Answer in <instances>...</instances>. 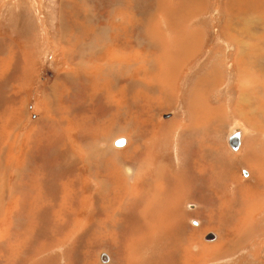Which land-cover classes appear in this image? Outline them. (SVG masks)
Segmentation results:
<instances>
[{"label": "rangeland", "instance_id": "rangeland-1", "mask_svg": "<svg viewBox=\"0 0 264 264\" xmlns=\"http://www.w3.org/2000/svg\"><path fill=\"white\" fill-rule=\"evenodd\" d=\"M137 1L139 0H123L120 8L115 11L116 7H113V4L117 0H0V75L4 70L5 77L3 76V81L4 83L6 82L4 96H0V133H3V136H0V154L4 155V153H7L5 156L9 157L8 167L5 169V183L8 187L15 181L14 171L16 170L18 174L19 164L22 159L25 158L24 166L27 163V153L31 151L32 143L35 140L32 131L36 129V151L40 155L44 153L47 147L45 135H57L58 127L53 129V127L41 125V122H43L41 120L47 117L48 114L43 105L44 101L47 102V100L43 98L50 87H57V83V88L60 87L58 78L62 74H67V64L72 62L67 61L65 58L77 59L78 57L79 59V56H81L82 59L83 56L90 61L95 59L94 63L99 65L101 64L100 60L110 61L111 58L105 55L108 54L106 52L110 48L105 50V52H100V54L93 51V48L97 47V45H100V47L108 45L103 42L104 39H107V33L109 32L106 31L108 26L106 27L105 25H107L108 18H110V11L128 14L129 16L127 23L130 29L128 43L131 46V51L129 52H131L132 56V59L129 58L130 61L132 60V66L127 63H121L120 59L114 60L109 65L103 63V73H98L100 80L104 81L103 85L100 82L102 88L94 87L97 85L95 77L88 72L89 69L84 67L86 64L84 60H80L81 63H76L73 68L78 71L79 67L81 70L83 67L84 70L81 72L84 73L80 74V72L74 76V78H79H72L70 83L64 81L63 88L67 90L68 105L71 104L69 102V100H72L71 98H74L79 103L86 102L88 95L83 93L77 95L79 92H73L72 90L75 87H79L82 92L89 88L91 91L89 93L93 95V99H96L97 102L98 100L100 102L104 101L98 104L96 101L87 100L84 106L70 110V117L61 121L59 125L64 128V136L56 142L58 144L59 141L61 143L65 141L67 146L65 151L60 152H65L64 158L69 162H72V158L77 159L78 161H74L78 163L77 170L81 173L78 174L76 170L78 194L76 197V208H74L75 213L71 214V216L73 215L72 218L74 220L72 222H74V226L72 230L70 229L71 227H68L69 230L62 233L64 236L49 234L47 238L37 241L30 238L28 242L24 241L22 237L18 239V236L15 235H18V233L14 231V225H17V229L20 225L17 207L13 200L4 197V205L0 204V220L3 219L0 224V248L2 249H0V264H8L6 263L8 261L9 264L13 263V260H18L22 255L28 254L29 251L36 252L34 254L35 257H32L24 264H112L113 262L114 264L116 262H121L120 264H264V179L260 177L264 173V92L262 91V88H264V0H199V8H194V10L192 8L195 4L189 0H151L152 2L150 1L149 3L143 0L144 4L143 2L137 3ZM226 1H228L229 9L226 6ZM100 3H102L101 6L105 10L100 7ZM151 4H153V7ZM156 5L163 8L164 12L158 11L156 20L151 19L150 25V22L147 23L145 16L149 17L152 11L151 8ZM166 5H169V7L172 5V8L166 7ZM179 12L181 17L178 18L180 16ZM87 13L91 15L92 20L88 21V19H85ZM95 19H98V21ZM103 19H105L103 23L105 25L101 23ZM180 20L183 22L180 23ZM113 24L116 25V23ZM103 28L104 33H102ZM150 33L151 36L153 35L152 38L148 37L151 41H158L159 39V42L162 43L159 44L158 50L148 47L146 49L143 48L147 43L146 35ZM180 36L183 39L179 38ZM192 36L194 37L192 38ZM134 38H137V40L135 41ZM137 41L139 42L138 46L136 45ZM85 43L93 46L87 49ZM135 47L140 48L135 50ZM144 49L147 54L144 53ZM80 50H84V53L80 52ZM85 50L90 51L85 52ZM161 50L166 52L163 54ZM66 52L68 55L64 56L63 54H66ZM186 52L189 53L187 56H185ZM191 52L195 53L192 54ZM154 53H157L156 55H158L159 59L162 57L166 58L167 61H164V59L162 61L161 59L159 60ZM160 54L163 55L160 56ZM70 55L72 56L70 57ZM150 55H152L151 59H149ZM153 58L160 64L164 63L163 66L167 67V75L170 70H174L171 76L167 78L169 84H167V80H164L165 82L161 80L157 85L152 80L154 84L151 86L155 88V91L159 92L152 93L150 89L146 90L153 101L156 95L160 94V98L157 102L156 100L154 102L155 106L151 105V101L147 97H140V88L142 87L125 86L127 85L125 81H121V84L117 86L114 85L113 81L114 78L121 80L116 69L127 65L130 68L133 80L148 83L150 81L148 79H151L158 71L157 64L154 65L155 69L153 71L150 70L154 64ZM214 69L218 71V76L216 77L212 74ZM100 71L101 69H99ZM238 73L241 74L243 80L240 96L236 88V74ZM206 74L211 76V80L210 84L204 87L206 92L200 98L202 100L205 99L203 102L208 104H200L196 109L201 107V105L208 106L211 110L209 115H211L212 124L217 126V132L211 133L212 135L206 134V138L204 137L206 132L204 129L206 128L198 127L197 130L200 131L194 132V136H199L200 138L195 139L194 136L192 138L197 146H194L192 141L191 152H187V145H190L191 139V134L187 132V129H184L191 121L188 107V101L190 100L188 94L190 93L188 91L196 81L201 84L206 83L204 79ZM244 75L247 76V80ZM7 77L12 78V81ZM87 80L92 84L95 83V85L91 86L89 82L87 83ZM261 85L263 86L261 87ZM170 87H173V89L170 90ZM107 90H111L113 94ZM56 95L58 96L57 100L61 104L62 100L58 89ZM12 96L18 97L15 102L10 101ZM239 97L241 99L246 97V102L239 105ZM14 99L16 98L14 97ZM105 102L106 104L108 102L109 107L105 106ZM57 103L58 101H56L55 106H57ZM259 103L261 105L259 111H262V114L253 111L257 110ZM193 104L190 103L192 117L198 121L209 120L208 112L196 111L192 107ZM55 108L53 106V109ZM131 114L137 121L140 120L132 128H136L139 125L143 128V126L148 124V126L146 125L147 130H142L144 139L141 146H145V148L141 147L140 151L133 153L134 155L136 154L135 156L130 153L131 157L129 154H121L120 157L105 155L99 159L87 158L86 165L80 163L86 156V146L91 145L92 141L99 135L97 134L98 132L90 133L91 129L87 128L82 130L85 134L80 136L77 132V129H80L75 126L76 122H81L82 120L91 122L95 121L96 118H101L106 123L101 122L100 127L111 131L112 126V132L115 129L122 131V126L125 124L124 120L130 117ZM48 115H50V118L52 117V114ZM242 116L246 120L247 129L239 124L242 123ZM73 118L80 119L75 120ZM164 123L166 124L164 125ZM231 127H237L242 130L239 143L234 149L229 145V142L227 143L228 146L226 145V135ZM251 128L256 132H248ZM107 130L101 133L105 135ZM29 133L30 135H27ZM10 135H12L11 139ZM161 135L162 138L160 139ZM59 136L57 135L58 139L61 138ZM124 136L129 138L128 134L119 133L114 135L110 141L103 138L104 145H101L102 141L99 145L102 149H105L106 144H108L110 149L117 152L126 150L132 146L130 138L124 145L120 146L119 144L118 148L113 145L117 138H119V141ZM88 138L92 140L89 141L87 140ZM40 142L43 144H40ZM245 145L250 150L254 148L261 157L259 162L253 157L252 165L256 167L254 174L244 165L242 161L244 159L242 158L241 160L240 155L243 154V150L246 148ZM5 147L6 151L3 153ZM58 154L60 153L56 152L57 160L60 156ZM126 155H128V159ZM133 156L134 158H132ZM119 158L120 160H118ZM121 160L129 163V165H134L132 171L135 172L132 175V179L125 177L126 175L123 174V167L120 164ZM59 164L60 162L56 163V165ZM159 165L166 166L171 174H176L179 184L174 187L175 191L172 192L168 191L170 190L168 189L169 187H166V190L162 192V196L156 201H159L160 206V209H157L159 211L157 222L154 221L156 217L154 218L153 213L149 216L150 220H153L152 223L160 222L156 229L157 233L153 231L154 234L144 235L141 238L138 233L139 229L136 230L133 234L140 238L138 237L136 240L128 237L130 242L129 239L128 241L126 239L122 251L116 244L111 249L98 247L97 232L94 233L93 238L86 236L85 240L82 238V240L76 241L77 236L88 231V228L94 223L95 211L100 213L98 215L106 212V209L99 210L96 208L97 199L100 198L97 183L104 184V186L113 184L115 189L119 187L118 189L121 192L115 197V203H118V208L120 211L123 210L124 215H126V207L122 209L125 205L124 200L125 202L126 200L130 201V195L136 196L141 193V190H147L149 188L147 185L149 184L146 181L155 176L156 173L154 172L158 171ZM185 167H187L185 170L189 168V171L188 174L184 175ZM117 168L118 173L116 172ZM104 169L107 171L104 172ZM111 169L112 171H110ZM243 170L247 172L246 175ZM101 172H104L103 176V173L100 174ZM80 176L81 178L79 179ZM199 177L203 178L204 181H202L207 189L203 199L200 197L202 192L199 190L201 181L198 182L199 180H196ZM215 177H224L222 184L218 185L220 187L217 190H213L210 182L211 178ZM57 179L60 180V178ZM196 182L200 185L196 184ZM214 184L217 185L218 182L214 181ZM189 185H192L193 188L191 189ZM142 186L147 187L144 188ZM159 186L161 185H158L156 189L162 187L165 189L163 185ZM194 188L198 193L196 197L201 201L203 200L202 208H199L198 204H196L197 200L194 199L195 197L190 198L187 196L195 194ZM175 192L178 196L173 198L172 196ZM95 195L98 196L95 197ZM107 202L106 206L108 208L112 202ZM156 202L152 203V206L154 204L157 205ZM186 202L187 204L185 205ZM118 208L113 210L116 212ZM197 210L199 213H197ZM109 214L116 218L114 213L109 211ZM189 214L193 215L189 216ZM208 214L213 215V217H210L213 220L216 219L213 222L215 227L210 224L202 226V220L205 218L207 222ZM249 216L251 217L248 218ZM246 218L249 220L245 224L247 229L237 232V225ZM64 221L61 220L60 222ZM42 223V220L39 219L36 224H33L35 230H38L37 224H41L39 226L43 229ZM3 229L7 232L5 233ZM208 232L214 233L217 239L204 241L203 237ZM1 239L6 240L2 241ZM9 242L12 243L13 247L18 244L21 245H18V250L12 248L9 251L11 246ZM84 242L88 243L89 247H85ZM216 245H218L219 249H217L218 247L211 249V247ZM207 248L211 250H207ZM18 251L19 255H17ZM100 253L103 255H100ZM4 255H7V257ZM4 260L6 261L5 263L3 262Z\"/></svg>", "mask_w": 264, "mask_h": 264}, {"label": "bare ground", "instance_id": "bare-ground-1", "mask_svg": "<svg viewBox=\"0 0 264 264\" xmlns=\"http://www.w3.org/2000/svg\"><path fill=\"white\" fill-rule=\"evenodd\" d=\"M151 0H144V2H150ZM164 1V0H162ZM168 1V0H167ZM190 1V0H189ZM123 2V0H117L116 3L113 4V7H116L115 11L117 9L120 8V5L121 3ZM143 0H139L137 1V3H142ZM143 2V4H144ZM152 2V1H151ZM145 3V4H146ZM165 3V2H164ZM195 3V2H194ZM102 3H100V7L102 9H104L102 6ZM153 4H151L152 6ZM158 5V4H157ZM155 6L154 8H151V12H150V15L149 17H146V21L147 23H149L151 21V19L153 20H156L157 16L156 14L158 13V11H160L161 13L164 12V9L163 8H160L158 6ZM229 5V4H228ZM227 5V6H228ZM261 5V4H260ZM259 5V6H260ZM139 6V5H138ZM150 6V7H151ZM111 7V6H110ZM153 7V6H152ZM166 7H169V5H166ZM194 7V6H193ZM197 7V6H196ZM248 7V6H247ZM246 7V8H247ZM169 8H172V5H170ZM168 8V9H169ZM139 9V8H138ZM146 9V8H145ZM105 10V9H104ZM125 10V9H124ZM149 11V10H148ZM114 12V11H113ZM112 11H110V18H108V22H107V25L103 24L105 19H103V21L101 22L102 25H105L106 27L108 26L107 30L106 31H109L107 33V39L105 40L104 39V42L103 43H107L108 45H102V47H100V45L95 48H93V51H95L96 53L98 52V54H100V52H105V50L109 49L106 53L108 54H105L108 58H111L110 61H105V60H100L101 61V64H95V59H92V61L90 60H87L85 59L83 56H82V59H81V56H79V59L77 57V59H69V57H66L65 59L67 61H72L70 63L67 64V67H68V71H67V74L64 75L62 74L59 78H58V81L60 82V87H58V83H57V87H50L48 89V92L47 94L44 96L43 99L47 100L44 101L45 103L43 104L44 107H45V111L46 113L48 114H52V117L50 118V115L47 114V117H44L41 121V125L42 126H46V127H53V129H55V127H58L57 128V135H60L61 138L58 139L57 135L56 134H50V135H45V139L47 140V147H46V150L44 151V153L42 155L39 154V152L36 151V145H37V133H36V129L32 131V135L35 137V140L33 141L32 145L35 147L32 146L31 147V151H29L27 153V155L29 156L28 158V162H32L33 160H36L38 159L40 162H36L35 166L33 168H39V174H34L32 175L31 177H27L24 179V181L22 182V184L27 188L29 187V191L21 184V182L19 181V178L20 176H24V166L22 161L21 163L19 164V169H18V174L16 173V170L14 171V175H15V181L13 182V184L11 186H7L6 183H5V169L8 167L7 163L8 160H9V157L8 156H5L6 154L4 153L6 151V147L3 149V153L4 155L1 153L0 154V204L2 203H5L4 201V197H7V199H11L15 202V205L17 207V216H19V221H20V225H19V228L17 229V225L15 224L14 225V231L17 234H15L16 236H18L17 238H21L24 239V241L28 242L30 240V238L34 241H37L39 239H43V238H47L49 237L48 235H58V236H64V232H66V230H69L68 227L72 230L73 228V223L72 220H74L71 216V214L75 213V210H74V206L76 204V197H77V194H78V188H77V185H78V177L76 175V170H77V165L78 163H76L74 160L78 161L77 159H71L72 162H69L67 159L64 158V155H65V152L61 153L60 151H65L66 150V143L65 141L63 143H61L59 141V143L57 144V140H60L62 139V137L64 136V133H63V127L62 126H59L61 121H64L67 119V117H70L69 115H71V111L70 110H75L77 109L78 107H81V106H84L85 103H87V100H94L96 101V103L98 104H101L103 103L102 101L100 102L96 99H93V95H90L89 92H91L89 90V88L86 89L85 92H82L80 91L79 87H75V88H72L73 92H79L77 95H79L80 93H83V94H86L88 95L86 97V102H81L79 103L77 100H75L74 98H71L72 100H69V102L71 104H67V90L66 88H63V83L64 81L65 82H71V79L74 78V76H76L77 74H79L82 70H84V68L82 67V70L81 68L79 67L78 68V71H75L73 68L75 66L76 63L80 62V60H84L85 61V66H84L86 69H89L88 72H90L94 77H95V81H96V86L95 83L92 84L91 82H89L87 80V83L89 82L91 86H94V87H99V88H102V85L104 83V81L100 80L99 76H98V73H103V63L109 65L110 63H112L114 60H119L121 61V63H127L128 65L132 66V60L130 61L129 58L132 59V56H131V46L129 45V41H128V38H129V33H130V29L128 27V14H122V13H113ZM180 13V12H179ZM93 14V13H92ZM98 14V13H97ZM100 14V12H99ZM116 14V15H115ZM103 15V13H102ZM101 15V16H102ZM84 16H85V13H84ZM83 16V17H84ZM100 17V16H99ZM186 17V16H185ZM179 18V16H178ZM85 19H88L89 20H92V17L91 15H89L87 13ZM101 19V18H100ZM165 19H166V16H165ZM96 20V19H95ZM94 20V21H95ZM87 21V20H86ZM98 21V19L96 20ZM114 21V22H113ZM145 21V20H144ZM91 22V21H90ZM100 22V21H99ZM153 22V21H152ZM98 23V22H97ZM106 23V22H105ZM113 23H116L113 24ZM100 25V24H99ZM150 25H151V22H150ZM98 26V25H97ZM145 26V25H144ZM101 28V27H99ZM131 28V27H130ZM151 28V27H150ZM87 29V28H86ZM97 29V28H96ZM133 30V29H132ZM149 30V29H148ZM151 31V30H150ZM153 32V31H152ZM222 32V31H221ZM102 33H104V28L102 29ZM223 33V32H222ZM155 34V33H154ZM146 35V34H145ZM147 43L143 46V48H153V49H157L159 48V44L161 42H159V39L158 41H151L148 37H151V33L150 34H147ZM219 36V35H218ZM158 38V37H157ZM135 41L137 40V38H134ZM156 40V39H154ZM251 41V40H250ZM79 43V42H78ZM102 43V44H103ZM138 41L136 42V45L138 46ZM187 43V42H186ZM162 44V43H161ZM184 44V43H183ZM198 44V43H197ZM195 44V45H197ZM93 45H90V44H86L85 43V47L87 49H90ZM191 46V45H190ZM161 47V46H160ZM80 48V47H79ZM138 49L140 47H137ZM135 47V50L137 49ZM81 49V48H80ZM144 49V53L147 54V51ZM173 49V48H172ZM158 50V49H157ZM185 50V49H184ZM214 50V48H213ZM90 51V50H89ZM89 51H86L85 52H89ZM92 51V52H93ZM133 51V50H132ZM154 51V50H152ZM151 51V52H152ZM162 53L164 54V50H161ZM183 51V50H182ZM80 52H83L84 53V50H80ZM136 52V51H135ZM139 52V51H138ZM185 52V51H184ZM197 52V51H196ZM82 53V54H83ZM94 53V52H93ZM143 53V54H144ZM159 53V52H158ZM187 54L185 56H187L189 53L186 52ZM192 53V52H191ZM195 53V52H194ZM192 53V54H194ZM81 54V55H82ZM104 54V53H103ZM153 54V53H152ZM155 55L157 53H154ZM163 54H160L163 55ZM64 56L65 55H68V53L66 52V54H63ZM94 55V54H93ZM175 55V54H174ZM182 56V54H180ZM72 55H70L71 57ZM85 56V54H84ZM158 57V55H156ZM155 56V57H156ZM191 56V55H190ZM142 57V56H141ZM152 55L149 56V59H151ZM84 58V59H83ZM101 58V57H100ZM141 59V58H140ZM145 59V58H144ZM159 59V57H158ZM161 61L162 57H160ZM159 59V60H160ZM170 59V58H168ZM188 59V58H187ZM139 60V59H138ZM142 60V59H141ZM154 60V58H153ZM177 60V59H176ZM75 61V62H74ZM164 61H167V59L165 58ZM172 61V60H171ZM109 62V63H108ZM7 63V62H6ZM81 63V62H80ZM175 63V62H174ZM235 63V62H234ZM233 63V64H234ZM83 64V62H82ZM158 66V71L153 75H151V79L149 78L148 83H145V82H142V81H135L131 78V74L130 73V68L129 66H123L121 67L120 69H116L117 72H118V76L121 78V80H117V79H113L114 81V85H120L121 84V81H125L127 85L125 86H128V87H142L140 88V97L144 98V97H147V99L149 101H151V105L155 106L154 105V102L160 98V94H157L156 95V98L155 100L153 101V99H151V96L150 94H147L146 90L147 89H150L152 91V93H155V92H159V91H155V88H153L151 85L154 84L152 80L155 81V84H159L160 81L162 80V82L164 80H167V78H169L171 76V74L173 73L174 70H170L168 72V75H167V71H166V68L163 66L164 63L160 64L157 60L155 61L154 60V64L150 67V70L153 71L155 69V66L156 65ZM12 65V64H11ZM73 65V67H72ZM88 65H90L89 67H87ZM7 66V65H6ZM5 66V67H6ZM13 68V67H12ZM136 68V67H135ZM174 68V67H173ZM15 69V68H14ZM99 69H101V71L99 72ZM93 70V71H91ZM142 71H144V69L141 68ZM221 70V69H220ZM6 71V70H5ZM13 71V70H12ZM11 71V72H12ZM228 71V70H227ZM239 71V70H238ZM215 72V71H214ZM22 73V72H21ZM84 72H81L80 74H83ZM4 70H3V73H1L0 75V96L3 97L4 94H3V91L5 93V90L4 88L6 87V82L4 83L3 81V78L5 77L4 76ZM247 75V74H246ZM4 76V77H3ZM13 76V75H12ZM168 76V77H167ZM230 76V75H229ZM245 76V75H244ZM252 76V75H251ZM247 76H245L246 78ZM253 77V76H252ZM8 79L10 77H7ZM79 77H75L74 79H77ZM236 78L238 80V83L239 85H236V88L240 89L241 88V85H240V81L242 80V77H241V74L238 73L236 74ZM254 78V77H253ZM11 81H12V78H10ZM73 79V80H74ZM90 79V78H89ZM232 79V78H231ZM7 80V79H6ZM92 80V79H90ZM131 80V81H130ZM191 80V79H190ZM247 80V78H246ZM8 81V80H7ZM14 81V80H13ZM167 84H169V80H167ZM173 81V79H172ZM250 81V80H249ZM101 82V84H100ZM165 82V81H164ZM231 82V81H230ZM243 82V80H242ZM263 82V81H262ZM112 83V82H111ZM171 83V82H170ZM12 84V83H11ZM165 84V83H163ZM165 84V85H167ZM196 84L199 86L200 82L196 81L194 83L193 86H191V93L188 94V98L190 97V100L188 101V107L190 105V103H194L196 106L200 105V104H208L207 102H203V100L205 99H201L200 96L206 92V90H204L202 87H201V91H200V87H197ZM163 85V86H165ZM230 85V84H229ZM264 85V84H263ZM262 85V86H263ZM10 86V85H9ZM90 86V87H91ZM111 86V85H110ZM162 86V85H161ZM73 87V86H72ZM113 87V86H112ZM264 87V86H263ZM57 89H58V93L60 94V99L62 100V103L60 104L59 100H57L58 96L56 95V92H57ZM160 89V88H159ZM173 89V87H170V90ZM7 90V89H6ZM11 90V89H10ZM190 90V89H189ZM108 92H110L111 94H113V92L111 90H107ZM262 91L264 92V88H262ZM171 92V91H170ZM14 93V92H13ZM206 96V94H204ZM203 95V96H204ZM219 96V95H218ZM13 97V96H12ZM10 98V101L11 102H15V100H17L18 97L14 96L16 99L13 98ZM20 97V96H19ZM141 98V99H142ZM205 98V97H204ZM219 98V97H218ZM1 99V98H0ZM6 99V97H5ZM74 99V100H73ZM140 99V100H141ZM4 101V100H3ZM7 101V100H6ZM56 101H58L57 103V106H55V103ZM10 102V103H11ZM141 102V101H140ZM75 103V104H74ZM128 103V102H127ZM135 103V102H134ZM139 103V102H138ZM41 104V103H40ZM125 104V103H124ZM123 104V105H124ZM130 104V103H128ZM122 105V106H123ZM139 105V104H138ZM142 105V104H141ZM146 105V104H145ZM150 105V104H149ZM53 106L56 107L55 109H53ZM105 106L106 107H109V104L107 102H105ZM131 106V105H130ZM134 106V105H132ZM137 106V105H136ZM41 107V106H40ZM125 107V106H124ZM127 107V106H126ZM139 107V106H138ZM143 107V105H142ZM151 107V106H150ZM187 107V108H188ZM210 107V106H209ZM135 108V107H134ZM144 108V107H143ZM152 108V107H151ZM259 108H261V105H259ZM127 109V108H126ZM131 109V108H130ZM142 109V108H141ZM199 110H201V112H206V109L207 110H210L208 108V106H202L198 108ZM117 110V108H116ZM132 110V109H131ZM194 110V109H193ZM138 111V110H137ZM190 111V109H189ZM211 111V110H210ZM122 112V111H121ZM128 112V111H127ZM115 113V112H114ZM119 113V112H118ZM191 113V112H190ZM130 114V113H128ZM139 114V113H138ZM137 114V115H138ZM143 114V113H142ZM261 114H262V111H261ZM116 115V114H115ZM134 115V114H133ZM117 116V115H116ZM143 116V115H142ZM191 116V120H194V118ZM118 117V116H117ZM196 117V116H195ZM72 118V117H71ZM126 118V117H125ZM137 118V117H136ZM189 118V117H187ZM200 118V117H198ZM75 120H78L80 118H73ZM143 119V118H142ZM146 120V119H144ZM40 121V120H39ZM140 121V120H139ZM133 116L132 114L130 115V117H127L125 120H124V125L122 126V131H118L115 129V133L112 132V126H111V131L110 130H107V129H104V127H100V123L101 122H104L106 123L105 120L101 119V118H96L95 121H91V122H85V121H81V122H76V127H78L80 130L77 129V132L81 135H84L85 133L82 132L83 129H91L90 130V133H93V132H98L97 134L99 135L96 136V138L92 141L91 145H87V142H86V148H85V158L82 162L80 163H83L84 165H86V162H87V158L88 159H99L103 156H115V157H120V155H124V154H129V156L131 157L130 153L133 154V153H136V151H138L139 149H141V147L145 148V146H141L142 142H143V139H144V133L142 132V130L146 131L147 127L146 125L148 126V124H144L145 126H137L136 128H132V126L134 124H138V122ZM143 122V120H141ZM209 121V120H208ZM207 121V123H208ZM141 122V124H142ZM195 122V121H194ZM95 123V125H94ZM145 123V122H144ZM205 123V125L207 124ZM120 124V123H119ZM122 124V123H121ZM166 123H164L165 125ZM211 124V122L209 123ZM204 125V126H205ZM38 126V125H37ZM68 126V125H67ZM193 126V124H192ZM198 126V125H197ZM208 127V125H206ZM241 126V125H240ZM243 127H246V125H242ZM71 127V126H70ZM168 127V126H166ZM190 127V126H189ZM187 127V128H189ZM206 127V128H207ZM214 127V126H213ZM239 127V126H238ZM116 128V127H115ZM119 128V127H117ZM185 128V129H187ZM193 128V127H192ZM205 128V127H204ZM237 128V127H233L230 129V131L228 132V134L226 135V145L228 146V138L230 135L233 134V131L234 129ZM255 128V127H254ZM253 128V129H254ZM67 129V127H66ZM139 130V132H134V130ZM249 129V128H248ZM107 130V133L104 135L102 134L101 132H104ZM214 130V129H213ZM237 130L240 131L239 133V136H241V133H242V130L240 128H238ZM258 130V128H257ZM31 131V130H30ZM117 131V132H116ZM200 131V130H198ZM207 131V130H206ZM261 131V130H259ZM18 132V131H17ZM56 132V131H55ZM164 132V131H163ZM176 132V130H175ZM202 132V131H201ZM248 132H256L255 130H252V128L248 131ZM263 132V131H262ZM261 132V133H262ZM43 133V132H42ZM47 133V132H46ZM128 134L129 135V138L131 139L132 141V146L130 148H127L126 150H123V151H115V150H112L108 147V144H106V147L105 149H98L96 148V142L99 140V139H103L105 138L106 140L110 141L112 139V137L114 135H118V134ZM194 133V132H193ZM191 133V134H193ZM87 134V133H86ZM202 134V133H201ZM250 134V133H249ZM27 135H30L27 134ZM110 135V136H109ZM208 135H212V134H208ZM225 135V134H224ZM3 136V135H2ZM59 136V137H60ZM108 136V137H107ZM192 136V135H191ZM203 136V135H201ZM205 136V135H204ZM12 135H10V139H11ZM193 137V136H192ZM206 137V136H205ZM89 138H92V137H89ZM87 139V140H92V139ZM162 138V135L160 137V139ZM200 138V137H199ZM40 139V138H39ZM121 140L119 141H123V143H119L120 146L124 145L125 143V139L124 138H120ZM209 139V138H208ZM43 140V139H42ZM207 140V139H206ZM9 141V140H8ZM194 142V140H192ZM190 142L191 143V148L193 146V142ZM203 141V140H202ZM103 142V141H102ZM205 142V141H204ZM42 142H40L41 144ZM149 143V142H148ZM189 143V142H188ZM208 143V142H207ZM39 144V145H40ZM43 144V143H42ZM102 145H104V142L101 143ZM138 144V146H137ZM200 144V143H199ZM110 145V144H109ZM197 146V144L194 142V146ZM248 145V143H247ZM247 145H245V149L243 150V154H241V160L242 158L245 160H242L244 162V165L246 167H248L250 169V171L252 172V174H254V171H255V168L253 165H252V162H253V159L256 158V160H259L261 159V157L256 153V150H254V148H252V150H250L249 148H247ZM111 146V145H110ZM249 146V145H248ZM41 147V146H40ZM261 147V146H260ZM190 148V150H191ZM194 148V147H193ZM251 148V147H250ZM40 149V148H39ZM205 149V148H204ZM243 149V148H242ZM69 150V149H68ZM192 150H195V149H192ZM140 151V150H139ZM177 151V150H176ZM234 151H237V150H234ZM56 152L57 153H60L58 155H60L58 157V160H57V157H56ZM68 152V151H67ZM71 152V151H70ZM142 152V151H141ZM144 152V151H143ZM199 152V151H198ZM203 152V151H202ZM96 153V154H95ZM203 154V153H202ZM205 154V153H204ZM134 155V154H133ZM136 155V154H135ZM134 155V156H135ZM141 155V154H140ZM199 155V154H198ZM127 156V159H128V155ZM134 156L132 158H134ZM121 157H124V156H121ZM140 157V156H139ZM193 157V156H192ZM254 157V158H253ZM263 157V155H262ZM131 158V159H132ZM136 158V157H135ZM197 158V157H196ZM202 158V156H201ZM103 159V158H102ZM106 159V158H105ZM111 159V158H110ZM137 159V158H136ZM195 159V158H194ZM120 160V158L118 159ZM198 161V159H196ZM195 160V161H196ZM240 160V161H241ZM123 160H121L120 164L122 165L123 167V174L126 175L125 177H129V179H132V175L135 171H132L134 169V165L130 164L129 163H126V162H122ZM60 162L59 165H56V163ZM130 162V160H129ZM134 162H135V159H134ZM90 163V162H89ZM106 163V162H105ZM104 163V164H105ZM147 163V162H146ZM188 163V162H187ZM135 164V163H134ZM182 164V163H181ZM185 164V163H184ZM203 164V163H202ZM206 164V162H205ZM111 165L114 166V164L111 163ZM147 165V164H146ZM199 165V164H198ZM107 166V165H106ZM111 166V167H113ZM187 166V165H186ZM190 166V165H188ZM208 166V165H207ZM97 167V166H96ZM146 167V166H144ZM201 167V166H200ZM199 167V168H200ZM32 168V169H33ZM89 168H91L89 166ZM88 168V170H89ZM93 168V167H92ZM115 168V167H114ZM187 167L184 168V170L186 169ZM15 169V168H13ZM31 169V170H32ZM130 169V170H128ZM181 169V168H180ZM192 169V168H191ZM194 169V168H193ZM109 170V169H108ZM183 170V169H182ZM200 170V169H198ZM13 171V170H12ZM29 171V170H28ZM102 171H103V168H102ZM107 171V170H106ZM105 169H104V172H106ZM112 171V169L110 170ZM188 171H189V168L187 170H185V174H188ZM195 171V170H194ZM193 171V172H194ZM245 171V170H244ZM263 171V170H262ZM104 172H101L100 174H102V176L104 175ZM109 172V171H108ZM107 172V173H108ZM117 173L119 172L118 171V168H117ZM178 172V171H177ZM184 172V171H183ZM204 172V171H202ZM206 172V170H205ZM246 172V171H245ZM261 172V171H260ZM77 173L78 174H81L79 173V171L77 170ZM156 173L155 176L152 178V179H148L146 182L149 184L147 185L149 188L147 190H141L140 194L135 196V195H130L131 199L130 201H127L125 202L124 200V204L122 203V205H124V207L122 209H124L126 207V213L129 214V217H130V220L129 222L125 223L122 227V231H121V234H122V239L120 240L119 242V246L125 244L126 242V239L128 241L129 238H135L136 240L138 239V237L136 236V234H133L136 230L139 229V234H140V237L142 238L144 235H148V234H154L153 231H155L153 225L154 223L157 221V216L159 215V211L157 209H160V206H159V201H157L156 199V194L160 193L161 196H162V192H164L166 190V187H169L168 191H175V188L176 186H178L179 184V181H178V176L176 174H171L169 169L166 167V166H160L159 165V168H158V171L154 172ZM196 173V171H195ZM199 173V172H197ZM218 173V172H217ZM247 173V172H246ZM92 174V173H91ZM106 174V173H105ZM111 174V173H110ZM178 174V173H177ZM184 174V175H185ZM200 174H201V171H200ZM215 174V172H214ZM194 175V174H193ZM202 175V174H201ZM219 175V174H218ZM79 176V175H78ZM94 176V175H93ZM117 176V175H116ZM114 177V176H113ZM211 177V176H210ZM253 177V176H252ZM260 177H262L264 179V173L262 175H260ZM57 178H60V180H58ZM81 178V176L79 177V179ZM98 178V176H97ZM109 178V177H108ZM147 178V177H146ZM149 178V177H148ZM151 178V177H150ZM224 178V177H223ZM223 178H218V177H215V178H211L210 182H211V187L213 188V190H217L219 189L220 186L218 185H221L222 182H223ZM95 179V177H94ZM185 179V178H184ZM102 180V179H100ZM183 180V179H182ZM194 180V179H193ZM196 180H199L198 182L201 181V186H200V191L202 192V195L199 196L203 199V195L205 192H207V189L203 183V178L199 177L197 178ZM203 180V181H202ZM59 181V183H58ZM105 181V180H104ZM107 181V179H106ZM109 181V180H108ZM139 181V180H137ZM185 181V180H184ZM214 181L215 182H218L217 185L214 184ZM112 182V181H111ZM131 182V181H130ZM142 182V181H141ZM186 182V181H185ZM184 182V183H185ZM206 182V181H205ZM12 183V182H11ZM140 183V182H139ZM207 183V182H206ZM256 183V182H255ZM183 184V183H182ZM181 184V185H182ZM196 184H199L196 182ZM195 184V185H196ZM199 184V185H200ZM98 187H99V191H98V195L100 196L99 199H97V206L96 208L99 209V208H102V207H105L106 206V201L108 202H112L113 205H114V209L115 208H118V203H115V197L121 192V190H119L117 187L115 189V187H113V184L109 185V186H104V184H101V183H97ZM137 185V184H136ZM158 185H163L165 187V189L162 188H158ZM185 185V184H184ZM198 185V186H199ZM40 186H43L45 188V195L42 197L40 195H37L35 190L37 188H39ZM140 186V185H139ZM146 186V187H147ZM159 186V187H161ZM186 186V185H185ZM190 188L192 189V185H189ZM210 186V185H209ZM141 187V186H140ZM144 187V186H142ZM144 187V188H146ZM180 187V186H179ZM235 187V186H233ZM133 188V187H132ZM136 188V187H135ZM178 188V187H177ZM185 188V187H184ZM188 188V187H187ZM259 188V187H258ZM180 189V188H179ZM195 189V188H194ZM197 189V187H196ZM195 189V194H191L190 196L187 195L188 197L190 198H194L195 200H197L196 204H198L199 208L201 207L202 208V205L204 204L198 197H196V194L197 193V190ZM257 189V188H256ZM128 190H129V187H128ZM127 190V192H129ZM139 190V189H138ZM188 190V189H187ZM190 190V189H189ZM124 191V190H123ZM224 191V190H223ZM258 191V190H257ZM144 192V193H143ZM180 192V191H179ZM186 192V191H185ZM124 193V192H123ZM143 193V194H142ZM169 193V192H168ZM213 193V192H212ZM189 194V193H188ZM97 195V196H98ZM167 195V193H166ZM165 195V196H166ZM206 195V194H205ZM208 195V194H207ZM216 195V194H215ZM236 195V194H235ZM95 195V197H97ZM176 196H178V194L175 192V194L172 196L173 198H175ZM221 196V195H220ZM124 198V196H122ZM171 197V198H172ZM122 198V199H123ZM236 198V197H235ZM100 199H101V202H100ZM121 199V198H120ZM128 199V198H127ZM164 199V198H163ZM186 199V198H185ZM193 199V200H194ZM221 199V198H220ZM79 200V198H78ZM167 200V199H166ZM191 200V199H190ZM192 200V201H193ZM205 200V199H204ZM223 200V199H222ZM221 200V201H222ZM81 201V200H80ZM13 202V203H14ZM79 202V201H78ZM107 202V203H108ZM156 202V204H154L152 206V203ZM163 202V201H162ZM167 202V201H166ZM181 202V201H179ZM231 202V201H230ZM164 203V202H163ZM225 203V202H224ZM131 204V206H130ZM162 204V203H161ZM168 204V203H167ZM172 204V203H171ZM187 204V202L185 203V205ZM4 205V204H3ZM225 205V204H224ZM12 206V205H11ZM174 206V204H173ZM175 207V206H174ZM188 207V206H187ZM223 207V206H222ZM6 208V207H5ZM173 208V207H172ZM198 208V210H200ZM10 209V208H9ZM73 212H72V211ZM197 210V213H199V211ZM3 211V210H1ZM150 211V212H149ZM172 211V210H171ZM10 212V211H9ZM117 212H124L123 210L120 211V209L118 208L117 209ZM12 213V211H11ZM153 213V216L156 220H154L155 222L152 223V219L150 220L149 216L150 214ZM6 214V213H5ZM4 214V215H5ZM196 214V212H195ZM201 214V213H200ZM193 215V214H192ZM191 214H189V216H192ZM173 216V215H172ZM208 218H207V222H206V219L204 218V220H202V226H206L208 224H210L211 226H214L213 222L216 220H213L212 218L210 217H213V215L211 214H208L207 215ZM4 217V216H3ZM76 217V216H75ZM85 217V216H84ZM251 216H249L248 218H250ZM248 218H246L242 223L239 222V224L237 225L238 228H237V232L238 231H244L245 228L247 229V227H245V224L249 221ZM41 219L42 220V226H43V229L39 226L41 224H37L38 226V230H35L34 228V225L33 224H36L38 222V220ZM218 219V218H217ZM261 219V218H260ZM3 220V219H2ZM2 220H0V224L3 222ZM61 220H65L64 222H60ZM190 220V219H189ZM223 220V219H222ZM12 221V220H11ZM18 222V221H16ZM206 222V223H205ZM221 222V221H220ZM193 223V221H192ZM217 223V221H216ZM176 224V223H175ZM195 225V223H193ZM218 224V223H217ZM216 224V225H217ZM36 226V225H35ZM49 226V227H48ZM81 226V225H80ZM236 226V225H235ZM4 227V226H3ZM177 227V226H176ZM201 227V226H200ZM215 227V226H214ZM137 228V229H136ZM5 230V229H3ZM77 230V229H75ZM11 231V230H10ZM79 231V230H77ZM76 231V232H77ZM198 231V230H196ZM5 233L7 232L6 230L4 231ZM153 232V233H152ZM156 232V231H155ZM251 232V231H250ZM20 233V235H19ZM157 233V232H156ZM209 233H212V232H208L206 235H208ZM10 235V233H8ZM68 234V233H66ZM236 234V233H235ZM252 234V233H251ZM75 235V234H74ZM131 235V236H130ZM159 235V234H158ZM206 235L203 237L204 241L205 240V237ZM3 236V234H2ZM15 236V237H16ZM73 236V235H72ZM91 237L93 238L94 235H93V232L90 228H88V231L84 232L83 234L80 233L77 238H85V237ZM156 236V234H155ZM74 237V236H73ZM129 237V238H128ZM139 237V238H140ZM147 237V236H146ZM145 237V238H146ZM150 237V236H149ZM160 237V236H159ZM192 237V236H191ZM13 238V237H12ZM54 238V237H53ZM215 238L217 239V236L215 235ZM59 239V238H58ZM163 239V237H162ZM248 239V238H247ZM2 240V239H1ZM6 240V239H4ZM2 240V241H4ZM50 240V239H49ZM52 240V239H51ZM63 240V238H62ZM10 241V240H8ZM132 241V240H131ZM129 242H130V239H129ZM128 242V243H129ZM10 243V249L9 251L12 250V248H14L15 250H18L17 247L18 245H21V244H18L16 247H13L12 246V243ZM8 243V244H9ZM49 243V242H48ZM6 244V243H4ZM127 244V243H126ZM240 244V243H239ZM1 245V244H0ZM56 245V244H55ZM218 247V245H216ZM99 247V246H98ZM97 247V248H98ZM6 248V247H5ZM221 248V247H220ZM1 249V248H0ZM2 250V249H1ZM33 250V249H32ZM6 252V251H5ZM7 253V252H6ZM5 253V254H6ZM36 252L34 251H29L28 254H26L25 256H21L18 260H13V263H10V264H21V261L22 263L24 264L26 261H28L29 259H31L32 257H35V254ZM11 254V252H10ZM13 255L15 256V254L13 253ZM17 255H19V251L17 252ZM34 255V256H33ZM38 255V254H37ZM3 256V255H2ZM7 257V255H4ZM41 256V255H40ZM43 257V256H42ZM2 258V257H1ZM5 258V257H4ZM39 258V257H37ZM8 259V258H7ZM6 259V261H7ZM36 260V259H35ZM34 260V261H35ZM38 260V259H37ZM123 260V259H122ZM5 260L3 261L4 263L6 262ZM117 261V260H116ZM9 264V261L6 262ZM111 263V262H110ZM121 263V262H120ZM119 262L116 264H120ZM124 263V262H123ZM114 264V262L112 263Z\"/></svg>", "mask_w": 264, "mask_h": 264}, {"label": "crops", "instance_id": "crops-1", "mask_svg": "<svg viewBox=\"0 0 264 264\" xmlns=\"http://www.w3.org/2000/svg\"><path fill=\"white\" fill-rule=\"evenodd\" d=\"M190 1H192L194 4H195V6L192 8L193 10H194V8H199V4H200V2H199V0H190ZM228 5V1H226V6ZM197 6V7H196ZM227 8L229 9V5L227 6ZM179 17H181V13H180V16ZM185 18H187V16L185 17ZM182 19V18H181ZM183 21L182 20H180V23H182ZM194 36H192V38H193ZM179 38H181V39H183V37H179ZM190 40V39H189ZM184 42V41H183ZM215 71V72H214ZM218 71H216L215 69L212 71V74H213V76L214 77H216V76H218V73H217ZM210 73H211V71H210ZM205 81H206V83H204V84H199V86L196 84V86L197 87H200V91H201V87L205 90V88L204 87H207L209 84H210V80H211V76L209 75V74H206V76H205ZM195 83V82H194ZM194 83H193V85H194ZM236 85H239V83L237 84V80H236ZM240 85H241V88H242V86H243V82H242V80L240 81ZM261 87H262V85H261ZM240 88V89H241ZM190 90L188 91V92H190L191 93V89L192 88H189ZM240 89H238L237 88V90H238V92H239V96H240ZM3 94H4V91H3ZM256 94H258V93H256ZM246 97H243V99H241L240 97H239V105H242V103H244V102H246ZM91 101H94V100H91ZM258 105H260V103L258 104ZM257 105V106H258ZM192 107H194V109L196 110V111H201V110H199L198 108L196 109V105L195 104H193V106ZM189 109H190V105H189ZM260 110V108H259V106H258V108H257V110H253V111H256V112H258V113H260L261 114V111H259ZM190 112H191V109H190ZM206 112H208L207 113V116L209 115V112H211L210 110H207L206 109ZM236 112V111H235ZM190 115H191V113H190ZM236 115H237V112H236ZM208 119H209V121L208 120H206V121H198V120H196V119H194V120H191L190 121V123H189V125L187 126V127H189V128H187V127H185V128H187V132L188 133H193V132H196V131H198L197 130V128L198 127H207L206 125H208V127L206 128V129H204V130H207L206 132H205V136H206V138H207V135L206 134H211V133H216L217 132V126H215V125H213L212 124V121H211V115H209V117H208ZM195 121V122H194ZM207 121H208V123H207ZM241 121H242V123H239L240 125H246V120L244 119V117L242 116L241 117ZM211 122V124H209ZM205 123H207L206 125H205ZM192 124H193V126H192ZM239 124H237V125H239ZM94 125H95V123H94ZM176 126H177V124H175ZM198 125V126H197ZM205 125V126H204ZM214 126V127H213ZM247 126V125H246ZM193 127V128H192ZM184 128V129H185ZM231 128H233V127H231ZM214 129V130H213ZM235 129H238V128H235ZM234 129V130H235ZM203 130V129H202ZM134 132H139V130L137 129V130H134ZM3 135V133H0V136H2ZM192 136H194V133L193 134H191ZM192 136H190L191 137V139L193 138ZM204 136V137H205ZM125 137V136H124ZM124 137H121V138H124ZM199 136H194V138L195 139H197ZM228 138V137H227ZM118 139L119 138H117L115 141H114V143H113V145H114V147L115 148H118V145H119V143L118 144H116L117 142H118ZM125 139V142H128V140H129V138H128V136L127 137H125L124 138ZM190 139V142L193 140H191ZM102 141V139H99L97 142H96V148L98 149V147L100 148V145H99V143ZM116 142V143H115ZM102 145V144H101ZM103 146V145H102ZM102 148V147H101ZM187 148H188V150H187V152H191V150H190V148H191V143H190V145H187ZM28 156V155H27ZM28 158H29V156H28ZM24 160H25V158H23L22 159V163H24ZM36 162H40L38 159H36V160H33L32 162H28L27 161V163L25 164V166H24V176L22 177V176H20V178H19V181L21 182V184H22V182L24 181V179L25 178H27V177H31L32 175H34V174H39V168H33L34 166H35V164H36ZM33 168V169H32ZM32 169V170H31ZM29 170V171H28ZM184 174H185V172H184ZM23 185V184H22ZM24 186V185H23ZM25 187V186H24ZM26 188V187H25ZM27 190L29 189V187H27L26 188ZM29 191V190H28ZM35 192H36V194L37 195H40V196H44L45 195V188L43 187V186H40L39 188H37L36 190H35ZM161 197V194L160 193H158V194H156V199L158 200L159 198ZM114 205H113V203L107 208V206H105V207H102V208H99V210L101 209V210H104V209H106V212L104 213V214H101V215H98V214H100V213H98V212H94V214H95V219H94V223L91 225V227H90V229L92 230V232H93V235H94V233H96L97 232V243H98V246L99 247H102V248H107V249H111V247H113L114 248V244H116L118 247H120V249H121V251H122V249H123V246H125L124 244L123 245H121V246H119V242H120V240L122 239V234H121V231H122V227H123V225L125 224V223H127V222H129V220H130V217H129V214L128 213H126V215H124V212H115L113 209H114V207H113ZM113 207V209H111ZM74 208H76V206H74ZM109 211L110 212H112V213H114V215H116V218H115V216L114 217H112L110 214H109ZM109 214V215H108ZM158 219V218H157ZM157 222V221H156ZM160 224V222H158V223H154V225H153V227H154V229H155V231H156V229L158 228V225ZM103 230H104V232H103ZM192 233V232H191ZM80 241V240H82V238H77V240L76 241ZM85 240V239H84ZM84 245H85V247H89L88 246V243H86V242H84ZM215 248H217V246H214V247H211V249H215ZM188 249V248H187ZM211 249H209V248H207V250H211ZM217 249H219V247L217 248ZM185 250V249H184ZM102 253H100V255H101ZM103 255V254H102ZM23 256H25V255H23ZM21 264H23L22 263V261H21Z\"/></svg>", "mask_w": 264, "mask_h": 264}, {"label": "water", "instance_id": "water-1", "mask_svg": "<svg viewBox=\"0 0 264 264\" xmlns=\"http://www.w3.org/2000/svg\"><path fill=\"white\" fill-rule=\"evenodd\" d=\"M239 133H240V131L239 130H237V129H235L234 131H233V134L232 135H230L229 137H228V142H229V145H231V147L234 149V148H236V146L238 145V143H239ZM116 144H118V143H116ZM243 173L246 175V172L243 170ZM207 236V235H206ZM215 238V234L214 233H209L208 234V236L205 238V240H207V239H214ZM208 241V240H207Z\"/></svg>", "mask_w": 264, "mask_h": 264}, {"label": "snow or ice", "instance_id": "snow-or-ice-1", "mask_svg": "<svg viewBox=\"0 0 264 264\" xmlns=\"http://www.w3.org/2000/svg\"><path fill=\"white\" fill-rule=\"evenodd\" d=\"M117 143H123V141H118Z\"/></svg>", "mask_w": 264, "mask_h": 264}]
</instances>
